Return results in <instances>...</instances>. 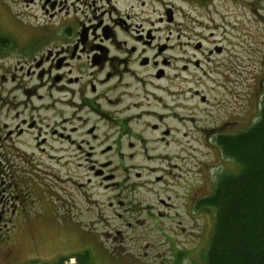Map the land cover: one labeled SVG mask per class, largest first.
I'll return each mask as SVG.
<instances>
[{
	"label": "rangeland",
	"instance_id": "obj_1",
	"mask_svg": "<svg viewBox=\"0 0 264 264\" xmlns=\"http://www.w3.org/2000/svg\"><path fill=\"white\" fill-rule=\"evenodd\" d=\"M105 4L107 6L104 7ZM166 9L171 11V19L164 14ZM109 11L116 19L128 15L126 23L130 25V31L120 32L114 24L116 19H108ZM101 18L107 22L110 20V26L119 40H130L133 33L137 35L138 32L146 36V29L150 28L155 41L145 48L143 55L152 60L156 53L157 60L176 57L177 60L172 61L177 66L186 63V59H199L202 61L199 73L209 71L208 74H212L208 70L210 66L207 65L206 57L195 52L193 45L200 42L206 50L209 43L225 40L232 57L230 93L221 96L215 90L208 91L213 84L203 80V86L198 88L204 91L210 102L203 105L196 96L186 92L183 99L184 114L194 113L192 109H206V113L215 116L223 115L224 110L227 113L232 111V115L240 112L244 114L246 111V121L238 127L227 128V133L245 130L258 119L264 90V0H0V36H7L28 54L48 39L51 40L49 46L54 47L65 38L66 29H73L81 21L98 25ZM82 24L79 23L81 30ZM177 35H180L179 38ZM167 37H170L168 41ZM162 43L175 47L159 52L158 45ZM134 44L137 47L136 55H139L143 46ZM178 45H182V53ZM226 56L227 53L219 58L214 56L210 60L212 66H215V61L222 63ZM30 66H33V61L18 48L11 46L0 53L1 133L3 124L14 125L22 118L43 120L45 124L51 119L49 112L33 111L32 108L48 102L47 98L39 101L35 96H45L46 87L37 88L36 94L30 98L23 94L25 89L32 91L48 79V75L39 78L40 69L36 73L30 72ZM147 71L152 70L149 68ZM212 76L218 77L216 74L209 77ZM258 83L261 87L257 86ZM52 93L55 97L60 96L55 91ZM220 100L223 102L219 103ZM24 102L28 104L24 106ZM187 130L192 131V126L183 128V131ZM190 136L197 137V134L190 133ZM19 142L23 145L16 142L1 144L0 140V153L16 155L13 149H22L28 154L35 151L32 135H24ZM183 147L181 169L175 171L180 175L176 180L178 183H187V179L193 176L205 178V186L200 188V192L207 190L211 194L221 174H236L239 170L237 162L222 155L216 143L214 146L191 138ZM123 152L127 150L124 148ZM41 156V151L36 150L35 161L44 168L48 160ZM110 160L118 167L114 156ZM8 161L19 170L20 175L25 164L17 167L19 160L8 158ZM70 162L72 164L64 167L56 161L47 177L40 171L39 182L31 180L28 170L25 174L23 171L25 183L35 189L34 192L31 189L25 191L24 187L22 192L31 194L26 204L22 206L20 202L10 200L3 207L0 203V264H70L74 259L72 255L80 253L79 247L88 249V264H175L176 250L180 247L185 251L183 264H203L213 231L214 208L210 207L208 218L200 217L196 222L185 217L182 207L177 209L179 215L174 220H151L145 216L146 210L142 207L148 203L156 204L157 198L153 194L160 187L153 186L154 191H150L142 183H145V178H152L153 174L146 177V171H143L145 177L141 180L135 179L132 174L133 178L128 179L118 168L115 181L122 185V197H127L123 205L113 202L115 207H112L109 205L110 198L116 194V190L97 187L98 179L85 169L77 168L75 159ZM130 164L132 162L124 161V166L129 167ZM166 164L159 162L160 167ZM48 165L52 167L51 162ZM13 171H16L14 167L8 173L15 178L17 176ZM174 181L173 176L165 187L169 192L162 190L161 196L174 194L169 186ZM137 185L138 188L133 189ZM160 186L164 189L163 183ZM6 194L13 197L20 192L11 194V190H8ZM171 201L175 202L173 199ZM131 204L134 207L140 205L141 208L137 207L138 211L131 212L128 209ZM126 207L127 212L124 211ZM116 213L122 215L123 221L118 220ZM127 223H131L132 228H127ZM117 229L121 231L122 237L114 240ZM165 235H172L174 250L166 242Z\"/></svg>",
	"mask_w": 264,
	"mask_h": 264
},
{
	"label": "flooded vegetation",
	"instance_id": "obj_2",
	"mask_svg": "<svg viewBox=\"0 0 264 264\" xmlns=\"http://www.w3.org/2000/svg\"><path fill=\"white\" fill-rule=\"evenodd\" d=\"M167 12L166 9L164 11L166 16H168ZM103 15L104 12H102ZM107 15L108 19H116L110 11ZM127 19H129L128 15L120 16L114 21L115 27L117 25L120 32L130 31V25L126 23ZM98 22V25H92V23L81 21L79 23H83L82 30L77 23L73 29H66L68 34L64 32L65 38L57 40L59 43L54 47L49 46L51 40L48 39L43 45L33 49L30 54L23 47L15 45L13 41H6L0 45V53L12 46L30 57L33 61L30 72L36 73L40 69L39 78L48 75L46 82L42 81L40 86L32 91L25 89L23 94L30 98L36 94L37 88L46 87L45 96L40 94L35 96L39 101L47 98L48 102L32 108L33 111L49 112L48 116L51 118L46 124L43 120L34 118H22L14 125L3 124L2 133L0 131L1 144L16 142L23 145L19 142L21 138L24 135H32L35 151L28 154L18 147L22 151L13 149L16 155L0 153L1 205L4 207L12 200L20 202L23 206L27 198L31 197V194L23 193L25 186V191L31 189L26 184L23 171L25 174L28 170L31 180L39 182L40 171L43 172V176H50L56 161L58 165L65 167L69 163L72 164L71 159H75L77 168L85 169L98 179L97 187L116 190V194L110 198L109 205L112 207H115L113 202L118 203L119 206L123 205V200L127 197H122V185L115 181L116 172L120 168L128 179L134 177L141 180L145 177L143 171H146V177L153 174L152 178H145V183H142L147 186L146 189L150 188V191H154L153 186L160 187L153 194L157 198L156 204L148 203L146 207H142L146 210L144 213L148 219L174 220L179 215L177 211L179 207L184 209L185 217L192 222H196L200 217L208 218L210 207L200 206L201 200L210 194L207 190L200 192V188L205 186L206 179L193 176L187 179V183H178L176 180L180 175L175 171L181 169L184 143L187 144L191 138H196L202 143L209 142L215 146V139L218 136L234 134L227 133V128L238 127L247 119L246 111L244 114L240 112L232 115V111L227 113L224 110L223 115L215 116L212 113H206V109H192L194 113L184 114L183 99L186 92L196 96L198 102L203 105L210 102L204 91L198 88L203 86L201 85L203 80L213 84L208 91L215 90V93L221 96L230 93L232 57L224 43L225 40L209 43L206 50L200 42L193 45L195 52L206 57L207 65L210 66L208 70L218 76L214 78V76L209 77L212 75L208 74L209 71L198 72L202 67V61L199 59H186V63L181 60V65L177 66L176 62L172 61L177 60L176 57H170L171 59L163 57L157 60L156 53L152 60L143 55L145 48L155 41L150 28L146 29L148 30L146 36L138 32L137 35L133 33L130 40H119L110 26V20L107 22L101 18ZM134 31L138 30L134 29ZM68 36H70L69 39H67ZM177 36L179 38L180 35ZM169 38L167 37L166 41ZM134 43L143 46L139 55H136L137 47ZM174 47L162 43L158 45V51L165 52L168 49L173 50ZM178 48L182 53V45H178ZM226 53L227 56L222 63L215 61V66H212L213 63L210 60L214 56L219 58ZM149 68L152 71L148 72ZM257 86L261 87L259 83ZM54 91L60 96H53ZM221 102L223 100L219 103ZM23 104L26 106L28 102ZM185 126H192L193 130L183 131ZM199 128L200 130L197 131ZM190 133H196L197 137H191ZM170 147L172 150H169ZM124 148L127 152H123ZM38 149L42 153L41 157L51 162L52 167L47 162L46 166L41 168V165L35 161L34 156ZM213 150L217 152L216 148ZM111 156L117 160L118 167L110 160ZM8 158L19 160L20 163H16L17 167L25 164L20 170V175H18L19 170L8 161ZM125 160L132 164L129 167L124 166ZM159 162L167 164L165 167H160ZM12 167L16 169L15 173L13 171L17 176L15 178L8 173ZM188 173L190 174L189 171ZM173 176L175 181L169 186L174 194L168 193L166 196H161L164 190L169 192L165 187ZM88 182H90L89 179ZM161 183L164 189L161 188ZM133 187L136 189L138 185ZM8 190H11V194L15 191H19L20 194L9 197L6 194ZM34 190L31 189L33 192ZM171 199L175 202L173 203ZM137 207L141 208L140 205ZM137 207L131 204L128 209L131 212L138 211ZM128 209L126 207L124 211L127 212ZM116 217L120 221L124 219L120 213H116ZM127 228H132V224L127 223ZM117 237H122L118 229L113 239L116 240ZM164 238L174 250L172 235H165ZM119 242L122 244L120 240ZM178 250L176 255L185 252L181 247ZM79 251L80 253L72 255L74 264H77L75 257L88 254V249L85 247H79Z\"/></svg>",
	"mask_w": 264,
	"mask_h": 264
},
{
	"label": "trees",
	"instance_id": "obj_3",
	"mask_svg": "<svg viewBox=\"0 0 264 264\" xmlns=\"http://www.w3.org/2000/svg\"><path fill=\"white\" fill-rule=\"evenodd\" d=\"M6 41L7 36H0V45ZM215 141L239 170L221 174L212 193L200 202L215 213L203 264H264V90L258 119ZM87 257L78 255L77 264H88ZM175 258V264H183L184 253Z\"/></svg>",
	"mask_w": 264,
	"mask_h": 264
},
{
	"label": "water",
	"instance_id": "obj_4",
	"mask_svg": "<svg viewBox=\"0 0 264 264\" xmlns=\"http://www.w3.org/2000/svg\"><path fill=\"white\" fill-rule=\"evenodd\" d=\"M167 14H168V16H169V18H170V17H171V11L168 10Z\"/></svg>",
	"mask_w": 264,
	"mask_h": 264
}]
</instances>
